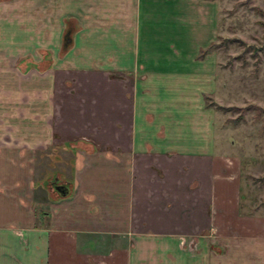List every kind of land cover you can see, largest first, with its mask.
Wrapping results in <instances>:
<instances>
[{"label":"crops","instance_id":"crops-1","mask_svg":"<svg viewBox=\"0 0 264 264\" xmlns=\"http://www.w3.org/2000/svg\"><path fill=\"white\" fill-rule=\"evenodd\" d=\"M212 3L0 1V264H264L204 100Z\"/></svg>","mask_w":264,"mask_h":264},{"label":"rangeland","instance_id":"rangeland-1","mask_svg":"<svg viewBox=\"0 0 264 264\" xmlns=\"http://www.w3.org/2000/svg\"><path fill=\"white\" fill-rule=\"evenodd\" d=\"M212 8L209 42L214 46L197 57L206 58L212 73L205 104L211 108L217 148L239 160L241 211L264 215V0H213ZM37 14L39 26L43 13L37 9ZM42 49L35 63L30 56L19 61L21 72L31 65L39 72L49 66ZM252 105L261 108L257 117Z\"/></svg>","mask_w":264,"mask_h":264},{"label":"trees","instance_id":"trees-1","mask_svg":"<svg viewBox=\"0 0 264 264\" xmlns=\"http://www.w3.org/2000/svg\"><path fill=\"white\" fill-rule=\"evenodd\" d=\"M76 29H77V24L75 20L71 17L65 18L59 53L64 52L71 45L72 35ZM213 46H214V42H209L205 47L200 48L199 52L197 53V57H200L205 51L209 50ZM251 108H253L256 111L255 117H257L261 108L257 106H253V105L251 106ZM262 177H264V175ZM55 178L53 177L54 181L51 179H48L46 181L45 186L48 189V191L52 195L57 196V197L68 194L72 186V181H68L67 179H59L58 177H55Z\"/></svg>","mask_w":264,"mask_h":264}]
</instances>
